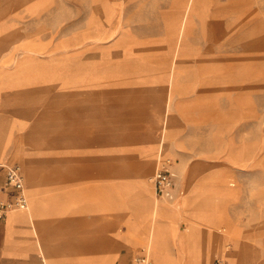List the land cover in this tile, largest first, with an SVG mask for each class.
I'll use <instances>...</instances> for the list:
<instances>
[{
	"label": "rangeland",
	"instance_id": "1",
	"mask_svg": "<svg viewBox=\"0 0 264 264\" xmlns=\"http://www.w3.org/2000/svg\"><path fill=\"white\" fill-rule=\"evenodd\" d=\"M40 1L45 4L33 13L23 0H0V50L9 51L0 65L11 72H0V81L23 76L29 85H44L27 104L29 118L38 121L37 127L28 122V131H40L44 144L32 157L19 148L22 171L11 163L23 178L21 211H32L43 228L58 220L62 241L69 228L62 214L83 200L89 185L91 212L80 220L91 226L92 244L126 230L146 244V255L124 247L128 264L138 256L149 264L162 239L156 216L170 209L181 213L178 230L188 224L190 239L200 241L189 253L200 254L207 244L220 258L215 264H239L245 251L244 264L264 261V0ZM117 25L125 45L116 47L118 31L94 41L101 28ZM23 37L40 53L24 56ZM83 73L99 86L90 98L94 119L84 120L86 105L66 94L68 81ZM55 82L61 88L53 89ZM57 89L64 94H48ZM151 156L158 161L148 171ZM158 162L176 174L174 202L155 199L150 178ZM29 168L42 198L38 185L29 184ZM214 207L218 219L206 221L214 233H194L207 219L192 213ZM224 237V248L217 247Z\"/></svg>",
	"mask_w": 264,
	"mask_h": 264
},
{
	"label": "crops",
	"instance_id": "2",
	"mask_svg": "<svg viewBox=\"0 0 264 264\" xmlns=\"http://www.w3.org/2000/svg\"><path fill=\"white\" fill-rule=\"evenodd\" d=\"M23 4L29 12L36 13L45 2L41 3L40 0H23ZM92 23H96V21ZM115 32L119 33L116 47H122L125 45V42H127V39L118 25L114 26L112 31L101 28L100 31L93 35V39L94 41H105L111 38ZM19 40L24 49V56L27 57L28 53L32 55L37 52L40 53L41 49L36 44L29 42L24 37ZM72 45L73 44H70V46ZM67 46L68 44H65V47ZM6 52L9 54L7 49L0 50V63L6 58L1 57L2 54ZM128 53L132 54L137 52L129 49ZM6 66L5 63L4 65H0V72L11 74V72H6L3 69ZM72 66L73 65L69 63L68 69L69 74H72L74 79L75 72L72 70ZM23 67H20V72H28L26 70L27 66H25V69ZM82 75L84 77L83 79L78 78L77 80L68 81L65 87L71 89V91L66 94L76 97L80 103L86 105L83 111L84 120L94 119L96 118V116H94L96 110L92 106L93 100L90 98L93 93H95V89L93 88H98L99 86L94 80H90L86 77V74L83 73ZM23 78V76H20V80L0 81V90L2 89L3 91L2 93L0 91V200L10 201L14 196V191L11 188L5 187V177L7 167L16 165L17 163L21 168L18 155L19 148L23 146L26 153H29L32 157V151L44 144L39 141L40 131L35 132L32 128L30 129L33 131H28V122H30V126L35 125L37 127L38 121H36V116L31 115L29 118L27 110L29 94L34 93L36 97H38V94L42 93L41 90L44 89V85L42 82L41 85H39V83L29 85L28 81L26 79L23 80ZM51 84H54L52 85L53 89L61 88L59 82ZM29 89L32 91L29 92ZM48 94L60 96L64 93L61 89H57L54 92L49 90ZM102 99L104 98L102 97ZM37 111H35V114ZM58 122L59 121L56 122L57 125L59 124ZM32 123L34 124L32 125ZM59 130L58 128L56 134L58 138L60 137ZM101 130L107 131L108 129L100 127L96 131ZM53 133L54 131L52 134ZM68 134L74 135L73 131H69ZM13 161L16 163L11 164ZM31 167L33 169L32 162ZM173 168L177 172V168ZM36 182L39 189L38 194L42 198V191L39 188L38 178H36ZM90 191L91 187L89 185L85 186L81 192L83 194V200L81 199L82 201L80 202L75 201V208L67 212V214H62V216L66 218L65 220L69 227L68 233L66 232L65 234L66 238L62 241L58 240V220H55L56 223L51 222L50 225H46L44 228L41 226L34 232L33 226L26 220V211L11 210L8 212L3 219H0V264H128L129 253L124 252V247L134 252L143 249L146 255V244L140 240L137 234L128 230L122 235L114 236L112 240L103 237L98 244H92L91 226L87 222L80 220V216L86 217V214L91 212V210L88 209L89 200L91 198ZM68 195L71 196L69 192ZM81 202H83L82 207H80ZM85 204H87V206ZM190 215V213L187 215L185 214V220L188 219ZM192 215L203 216L207 219L203 220L200 226H198V224L197 226L192 225L197 227L193 230L194 233H200L203 236L214 233L212 228L209 229L210 225H208L207 222H209L210 219H218V215L215 213V207L211 212L203 214L202 212L196 211L192 213ZM59 216L58 214L56 219H58ZM180 217L181 213L176 209L165 210L163 213L156 216V221L160 225L159 232L162 239L158 241L157 251L155 252L151 264H215V260L220 261L219 256L211 255L210 250L207 248V244L202 246V249L205 251L200 254L197 252H188V248L192 246L197 247L200 241L198 239H196V241L190 239L191 236L188 234V228H193L188 224L186 231L183 230L180 232L178 230ZM49 230L51 233H55V240L48 239L47 234H49ZM229 236L234 241L236 240L235 233L231 232ZM228 238L229 237H224V239L219 238L217 247L224 248L223 242ZM245 253L239 264H244V258L247 252L245 251ZM225 264L235 263L229 260L228 263L225 262ZM259 264H264V261H261Z\"/></svg>",
	"mask_w": 264,
	"mask_h": 264
},
{
	"label": "built area",
	"instance_id": "3",
	"mask_svg": "<svg viewBox=\"0 0 264 264\" xmlns=\"http://www.w3.org/2000/svg\"><path fill=\"white\" fill-rule=\"evenodd\" d=\"M153 184L154 195L157 200L172 202L179 195L175 184L174 173L164 165L157 168L150 178ZM5 187L14 191L12 200H0V219H3L11 210H25L27 199L23 191V178L18 166L13 165L6 168ZM133 264H147L144 256H138Z\"/></svg>",
	"mask_w": 264,
	"mask_h": 264
},
{
	"label": "bare ground",
	"instance_id": "4",
	"mask_svg": "<svg viewBox=\"0 0 264 264\" xmlns=\"http://www.w3.org/2000/svg\"><path fill=\"white\" fill-rule=\"evenodd\" d=\"M158 161V156H151L148 160H147V162H146V166L145 167H148L147 168V170L149 171V170H151V167H153V163H154V165H155V163ZM31 165V164H30ZM29 165V166H30ZM142 167V166H141ZM156 167H159V162L156 164ZM145 169V168H144ZM36 175V174H35ZM34 175V172H32V169L31 168H29V171H28V181H29V184L30 185H35L37 182H36V176ZM146 172L142 175V177H141V184H142V186L143 187H145V180H146ZM174 175H175V173H174ZM135 177H137V176H135ZM26 179V178H25ZM28 184V185H29ZM27 185V186H28ZM36 186V185H35ZM152 187H153V185H152ZM153 190V189H152ZM191 192V191H190ZM190 197V196H189ZM189 197H187V198H189ZM172 202H174V201H172ZM167 203H171V202H167ZM173 204V203H172ZM176 204V203H175ZM144 206H145V203H144ZM180 206H181V204H180ZM147 208L148 209H152L153 208V206H152V204H147ZM182 211H184V209L182 210ZM26 220H27V222L30 224V225H32L33 226V229H34V232H36L37 231V229H39L41 226L43 227V225H44V222H40L39 223V225L38 224H34L33 223V220H34V216H33V213H32V211H29L28 213H26ZM50 233V232H49ZM47 236H48V239H50V236H49V234H47ZM150 246V245H149ZM38 248V247H37ZM152 260H153V258L151 257V261L149 262V264H151L152 263ZM44 261V260H43Z\"/></svg>",
	"mask_w": 264,
	"mask_h": 264
}]
</instances>
